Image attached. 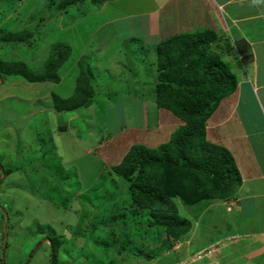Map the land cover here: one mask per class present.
Listing matches in <instances>:
<instances>
[{"label": "rangeland", "instance_id": "rangeland-1", "mask_svg": "<svg viewBox=\"0 0 264 264\" xmlns=\"http://www.w3.org/2000/svg\"><path fill=\"white\" fill-rule=\"evenodd\" d=\"M64 2L0 1V65L24 63L36 71L52 45L70 47L58 83H28L0 75V264H51L50 238L59 244L56 264H198L202 258L209 264H226L225 256L231 258L234 246V255L242 250L237 239L244 241L238 237L242 233L223 230L232 223L228 211L235 201L211 198L207 190L196 194L186 169L170 171L172 176L169 172L165 177V185L170 186L165 187L166 193L177 215L191 223L185 235L173 240L148 225L150 210L131 205L125 182L112 170L132 145H144L117 149L112 134L130 120L137 123L143 116H153L150 100L140 104L127 94L141 84L147 83L145 92L152 89L157 82L156 54L114 56L119 42L112 34L118 26L101 24L119 8H99L98 0ZM132 29L141 31L139 25ZM21 31L30 34V44L5 41L7 33ZM216 42L209 53L230 71L232 62L217 49L221 41ZM235 46L247 62V50ZM82 75L96 92L92 105L55 112L53 94L72 96ZM222 98L204 121L203 132L207 144L225 149L210 142L206 132ZM173 115L182 123L174 131L187 124ZM172 133L166 142L145 147L168 143ZM6 169L12 170L4 174Z\"/></svg>", "mask_w": 264, "mask_h": 264}, {"label": "crops", "instance_id": "crops-1", "mask_svg": "<svg viewBox=\"0 0 264 264\" xmlns=\"http://www.w3.org/2000/svg\"><path fill=\"white\" fill-rule=\"evenodd\" d=\"M98 1L99 8L108 5L119 8L116 14L101 24L102 27L112 24L118 26L112 34V39L117 38L119 42L114 56L141 57V53H144L151 58L160 43L179 35L207 31L219 37L221 43L217 49L232 62V65H228L236 87L231 94L222 98L219 107L207 121L206 132L210 142L224 147L231 154L238 170L240 184L228 199L230 202L235 201V206L228 211L232 223L231 227L227 225L223 230L229 228L231 234L242 233L238 237L244 239L243 242L239 239L236 241L237 245H243H240L242 250H238V255H234V246L230 250L231 258L225 256V260L226 264H263L264 0ZM135 25H139L140 32L130 30ZM226 41H230L232 48L225 49ZM239 41L249 47V59L245 63L235 46ZM101 45L97 47L98 51ZM234 53L237 57L233 56ZM146 85H138L127 95L134 97L140 104L144 103L143 99L150 100L155 107L153 116H143L140 122L130 120L127 125L119 126L112 134V138L115 137L112 142L117 149H127L134 143L154 147L166 142L182 124L170 111L156 106L153 87H147L148 92H145ZM243 251L248 256L240 254ZM208 260L203 262L202 258L198 264H209Z\"/></svg>", "mask_w": 264, "mask_h": 264}, {"label": "trees", "instance_id": "trees-1", "mask_svg": "<svg viewBox=\"0 0 264 264\" xmlns=\"http://www.w3.org/2000/svg\"><path fill=\"white\" fill-rule=\"evenodd\" d=\"M81 1L65 0L63 4ZM6 36L5 41L12 45L30 44L27 31L11 32ZM216 41H219V37L206 31L179 35L158 45L154 101L157 106L168 108L187 124L174 131L168 143L157 148L132 145L120 163L112 168L125 182V192L129 194L131 205L149 209L151 220L148 225L162 229L173 240L185 235L191 223L177 215V207L166 193L165 187H170L165 185L167 173L174 169H186L193 191L199 194L207 190L214 199H229L240 184L231 154L226 149L207 144L204 139V121L217 102L236 87L231 72L209 53L210 46ZM237 44L242 45L244 51H249L245 42L239 41ZM224 46L225 49L232 48L228 42ZM69 53V46L56 43L52 45L49 57L36 71L24 63H2L0 75L20 77L28 83H58L59 69ZM86 71L91 79L93 73L90 67ZM90 79L82 75L68 98L53 94V110L67 113L90 107L96 95ZM11 170L3 171L8 174ZM49 247L51 264H56L59 244L50 238Z\"/></svg>", "mask_w": 264, "mask_h": 264}, {"label": "built area", "instance_id": "built-area-1", "mask_svg": "<svg viewBox=\"0 0 264 264\" xmlns=\"http://www.w3.org/2000/svg\"><path fill=\"white\" fill-rule=\"evenodd\" d=\"M230 204H232V203L230 202Z\"/></svg>", "mask_w": 264, "mask_h": 264}]
</instances>
